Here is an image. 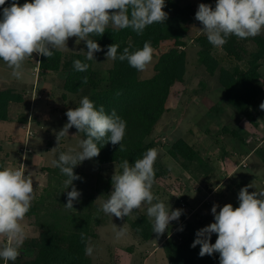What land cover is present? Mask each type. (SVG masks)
<instances>
[{"label": "rangeland", "instance_id": "1", "mask_svg": "<svg viewBox=\"0 0 264 264\" xmlns=\"http://www.w3.org/2000/svg\"><path fill=\"white\" fill-rule=\"evenodd\" d=\"M177 1L183 6L198 8V0ZM108 26L114 27L111 23ZM202 27L199 24L188 26L185 46L179 48L187 53L186 75L182 82L171 88L166 110L146 140L153 143L158 152L154 170L160 172L161 177L154 179V195L167 207L182 209L183 212L178 221L170 222L164 234L155 233L151 240L144 241L134 235L130 225L139 215L147 217V205L123 219L101 210L102 203L112 191V186L106 190L108 183L115 170L121 169L116 164L100 166L97 157L83 161L74 168V171L83 172L84 176L80 181L73 182L81 192L73 208L77 212L91 211L93 219L99 222L95 227L98 239L91 242L94 248L89 256L92 264H169L163 248L158 247L168 238L179 240L177 231L185 223H191L199 230L214 222L211 214L213 204L223 207L231 203L235 208L239 206L241 188L250 185V193L264 190V110L259 107L253 119L236 115L224 101L220 85L221 69L248 70L251 55L258 51V41L264 39V32L240 39L246 48L240 61L229 58L222 47L213 46L212 53L219 66L214 74H210L198 59V39L204 38L208 42L206 34L200 31ZM67 47L69 50H58L65 57L87 51L85 42L77 44L75 37L69 38ZM173 47V41L163 42L154 50L151 63L141 75L153 77L160 56ZM40 58L41 55L34 53L33 58L24 61L23 78L19 80L11 75L12 69L0 60V92L12 89L24 96V104L14 107L10 120L0 122V164L12 168L24 166L21 170L26 175L30 174L33 180L35 198L32 202L38 200L46 188L52 189L59 181L58 176L52 179L53 174L48 172V169L56 168L52 161L69 148L79 150V141L83 139L82 133H78L73 126L58 144L56 135L68 122L62 119V113L67 110L65 108H73L80 97L71 96L68 101H63L62 88L66 75L64 72L41 74L38 67ZM94 58L93 69L99 78L107 79L114 61L107 60L102 52L95 53ZM260 72L264 90V60ZM259 100L264 102V92ZM179 139L190 143L207 162L206 165L194 163L186 169L181 162L172 159L169 150ZM64 181L60 177L58 190L61 195H56L61 199L63 208L67 203V191H71V186L65 190ZM58 206L61 205L53 207L60 208ZM21 223L26 234L30 235L33 230L27 229V221L24 219ZM114 225L117 228L124 226L126 235L116 239ZM216 238L217 235L212 234L214 242ZM19 252L21 255V247ZM34 253L30 250L27 256L31 258Z\"/></svg>", "mask_w": 264, "mask_h": 264}, {"label": "clouds", "instance_id": "2", "mask_svg": "<svg viewBox=\"0 0 264 264\" xmlns=\"http://www.w3.org/2000/svg\"><path fill=\"white\" fill-rule=\"evenodd\" d=\"M5 4L6 0H0V6ZM165 6V0H31L22 5L18 0H12L9 6L2 8L0 16V60L19 80L23 78L26 59L33 58L34 53L50 58L54 50H69L67 43L73 37L77 44L85 42L87 51H81L85 54V61L95 60L94 54L102 49L91 38L93 35L102 36L109 23L117 29L131 28L137 35H142L147 26L168 19V13L163 10ZM195 19L203 26L200 31L206 34L208 42L220 48L230 36L246 39L264 32V0H216L214 8L200 3ZM119 48L117 43L108 45L107 60L127 61L130 67L144 71L153 59L154 49L150 41L135 51L124 47L118 53ZM85 61L74 60V69L86 72L89 64ZM83 82L87 83V77ZM259 107L264 110V102ZM65 115L68 122L56 135L58 144L73 126L78 133L85 135L79 141V150L69 148L52 161L67 177L65 190L71 186L64 207L74 210L73 203L79 200L81 192L73 181L82 179L74 173V168L99 156L100 141L119 144V150H123L121 142L126 121L117 115L115 109L108 114L103 105L97 108L87 96L80 100L79 106L68 109ZM157 156V150L150 148L132 164L123 160L119 164L122 171L115 170L111 177L112 191L102 203L101 210L123 219L147 205L146 214L152 221V232L162 235L171 221L179 220L183 210L167 207L152 191ZM22 168L23 165L21 168L0 165V237L4 238L0 244V258L5 262H14L20 255L19 248L26 239L21 222L35 198L31 175H26ZM249 187L240 189L238 207L234 208L231 203L223 207L213 204L214 222L197 230L191 244L192 248L200 246V257L219 253V264H264V190L250 193ZM114 228L117 229L116 239L126 235L124 226L117 228L114 225ZM178 231H183V227ZM212 234L217 235L215 243H211ZM81 239H85L82 231ZM93 251L89 238L85 241V255L91 256Z\"/></svg>", "mask_w": 264, "mask_h": 264}, {"label": "trees", "instance_id": "3", "mask_svg": "<svg viewBox=\"0 0 264 264\" xmlns=\"http://www.w3.org/2000/svg\"><path fill=\"white\" fill-rule=\"evenodd\" d=\"M12 0H6L2 8L11 4ZM31 2V0H18L19 4ZM201 3L210 4L215 7L216 0H201ZM165 8L168 19L164 23H154L147 26L142 35H137L131 28L117 29L107 26L102 36L93 35L91 38L101 46L102 53L106 54L107 46L113 43L120 45L118 53L124 47L135 51L143 47L144 42L150 41L154 50L158 49L163 42L173 41L174 47L162 54L155 66L153 77H145L142 71L129 66L127 61H114L107 79L99 78L93 69L91 61H85V54L73 53L65 57L62 52L54 50L52 57L41 55L39 70L44 73L64 72L63 101L68 97H80L73 107L79 106L80 100L87 96L97 108L103 105L105 112L110 114L115 109L117 115L126 121V131L122 140L123 150L120 145L111 142L100 141V154L97 157L100 166L108 164H119L127 159L132 164L136 159L142 158L143 154L150 148H155L153 143L146 140L152 134L157 123L166 110L167 100L171 88L182 82L186 75L187 53L180 50L185 46V38L190 24L201 23L195 19L198 8L192 5L183 6L177 0H165ZM202 26V25H201ZM200 50L198 52L199 62L207 72L214 74L218 69V61L212 53L213 46L204 38L198 39ZM223 51L229 58L237 61L242 59L246 48L236 36L227 38V43L222 46ZM80 59L89 64L86 72H78L73 67V61ZM264 60V39L258 41V51L251 55L247 71H229L221 69L220 85L224 91L223 99L233 112L246 119H253L254 112L260 106L259 98L263 94V76L260 72L261 62ZM87 77V83L83 82ZM117 93H120L119 95ZM24 104V96L15 90L6 89L0 92V122H7L11 118V112L15 106ZM68 110V108H65ZM63 111L62 119L68 120ZM85 138L84 133H82ZM235 137H239L235 134ZM240 140L244 141L240 137ZM105 143V144H104ZM264 150V149H262ZM172 159L181 162L186 169L189 165L199 163L206 165V161L186 140L179 139L169 150ZM3 165V164H0ZM202 165V166H203ZM53 174L52 179L58 176V183L52 189L46 188L43 195L32 202L29 212L25 216L27 226L32 228L30 235L21 246V255L9 264H92L91 258L85 255V241L90 242L98 239L95 227L98 221L93 219L91 211L77 212L67 210L56 195H61L59 189L60 177L67 179L56 167L48 169ZM122 171V169H121ZM155 171V179L161 177V173ZM81 178L84 173L74 171ZM60 176V177H59ZM80 180H75L77 182ZM112 186L111 179L107 189ZM60 204V208H54ZM125 218V217H124ZM134 235L144 241L151 240L155 233L152 232V222L144 215H139L130 225ZM183 231H177L179 240L168 238L163 243V250L169 264H219V253L211 256H199L200 246L191 247L197 229L191 223H185ZM181 228V227H180ZM179 228V229H180ZM81 231L84 241L81 239ZM33 233V234H32ZM3 242L0 241V244ZM211 243H215L211 239ZM35 252L29 258L27 251ZM0 258V264H4Z\"/></svg>", "mask_w": 264, "mask_h": 264}, {"label": "crops", "instance_id": "4", "mask_svg": "<svg viewBox=\"0 0 264 264\" xmlns=\"http://www.w3.org/2000/svg\"><path fill=\"white\" fill-rule=\"evenodd\" d=\"M200 3H201V2L198 0V4H196V5H199ZM197 7H198V6H197ZM38 67H39V64H38ZM189 144H190V143H189ZM191 146H192V145H191ZM28 228H30V227L27 226V229H28ZM25 232H26V231H25ZM0 241H2V237H0ZM2 242H4V241H2ZM162 244H163V243H162ZM162 246H163V245L159 246L158 249H160V247H162ZM28 251H30V250H28ZM28 251H27V252H28ZM164 253H165V252H164Z\"/></svg>", "mask_w": 264, "mask_h": 264}]
</instances>
